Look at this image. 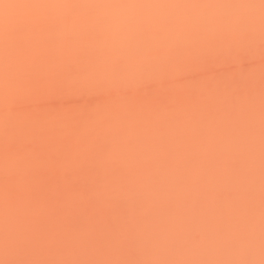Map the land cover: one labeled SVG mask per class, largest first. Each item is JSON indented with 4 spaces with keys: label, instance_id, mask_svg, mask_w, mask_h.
<instances>
[{
    "label": "clouds",
    "instance_id": "9594fccd",
    "mask_svg": "<svg viewBox=\"0 0 264 264\" xmlns=\"http://www.w3.org/2000/svg\"><path fill=\"white\" fill-rule=\"evenodd\" d=\"M0 264H264V0H0Z\"/></svg>",
    "mask_w": 264,
    "mask_h": 264
}]
</instances>
